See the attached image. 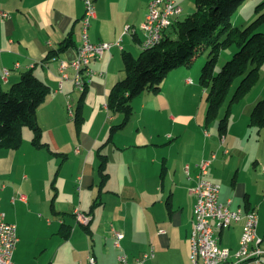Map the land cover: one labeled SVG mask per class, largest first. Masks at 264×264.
<instances>
[{
  "label": "crops",
  "instance_id": "1",
  "mask_svg": "<svg viewBox=\"0 0 264 264\" xmlns=\"http://www.w3.org/2000/svg\"><path fill=\"white\" fill-rule=\"evenodd\" d=\"M150 1H96L91 39L114 42L121 38L123 49L115 46L92 62L95 74L85 89V122L78 132L67 104L73 102L76 113L85 91L75 86L72 67L66 69L68 78L61 77L60 60L77 57L84 1L0 0V88L9 90L30 70L51 88L38 108L42 142L49 148L33 144L34 131L29 127L23 129L18 148H0V211L17 225L15 264H92L90 256L97 264H111L121 255L133 259L144 254L151 255L146 264H181L184 260L189 264L197 200L191 188L196 184L198 164L212 154L217 157L208 177L220 183V200L231 198L232 208L257 210L258 233L264 238V198L259 195L264 155L258 151V142L251 143L253 134L243 142L248 131L245 126L241 143L235 140L237 120L233 114L224 143L215 142L217 122L211 129L205 127L198 110L202 100L193 101L188 93L189 87L198 88L193 79L186 78L191 68L172 70L159 93L146 91L137 96L132 119L108 142L111 125L123 119L121 113L108 108V94L126 75L124 53L137 57L143 51L142 25ZM177 1L183 8L179 19L196 10L193 0ZM170 32L172 27L165 34ZM68 40L72 41L68 48L51 53ZM260 99L247 98L246 111L249 107L253 110ZM247 117L243 123L251 126ZM192 133L197 144L190 146V140L180 144ZM101 146L108 156L109 174L102 191L97 152ZM96 199L101 202L91 213ZM76 208L89 214L88 224L77 220ZM243 225L244 221H239L216 234L223 245L236 249ZM114 230L123 237L117 240ZM132 238L141 240L142 247L134 254L123 253L122 243L129 247Z\"/></svg>",
  "mask_w": 264,
  "mask_h": 264
},
{
  "label": "trees",
  "instance_id": "2",
  "mask_svg": "<svg viewBox=\"0 0 264 264\" xmlns=\"http://www.w3.org/2000/svg\"><path fill=\"white\" fill-rule=\"evenodd\" d=\"M246 1L196 0V10L184 19L176 20L172 25V32L166 34L158 44L143 49L137 57L131 52L124 53L126 75L110 89L108 94V108L112 113H121L123 119L111 125L108 142H111L114 134L127 126L132 119L135 113L133 100L137 96L146 91L159 93L162 83L172 70L182 66L192 68L196 59L206 52L207 60L199 78V83L207 95L205 123L208 126L219 120L220 133L227 132L232 104L243 99L254 88L264 66V32L262 31L264 12L260 13L264 2L256 8L259 16L246 27L240 28L233 23L234 14ZM71 44L72 41L68 40L62 48L51 53L59 54ZM233 45H236L238 50L217 71L222 51ZM240 76L243 78L233 93L227 110L220 115L232 83ZM50 92V86L32 70L24 73L9 90L0 88V148H18L22 144L25 127L34 131L33 144L49 148L48 143L42 142L38 108L45 102ZM86 94L87 90L81 96L75 114L78 132L85 122L83 105ZM250 125L258 130L264 127V97L255 104ZM102 147L97 151L100 158L98 169L101 177L100 191L109 177L108 156L102 153ZM165 171L166 166H163L162 177ZM100 202L96 199L91 213Z\"/></svg>",
  "mask_w": 264,
  "mask_h": 264
},
{
  "label": "built area",
  "instance_id": "3",
  "mask_svg": "<svg viewBox=\"0 0 264 264\" xmlns=\"http://www.w3.org/2000/svg\"><path fill=\"white\" fill-rule=\"evenodd\" d=\"M85 12L81 19V43L78 48L77 57L72 61L60 60V72L62 78H68L66 71L72 67L75 71V86H87L92 82L94 70L92 62L99 59L113 47H122L120 41L94 42L90 37L92 20L96 17L97 0H83ZM183 8L177 0H151L149 4L148 20L143 25L144 38L143 49L155 46L165 32L181 14ZM5 70L4 75H8ZM69 115L73 102L67 104ZM216 158L212 154L210 158H204L198 164L196 184L191 192L196 195L194 207V225L191 231L190 259L193 264H235L230 262V255L240 254L242 260H257V264L264 262L263 239L258 233V214L255 210H244L241 207L232 208V199L226 202L220 200L221 185L212 181L209 177V168ZM189 173L188 167L186 168ZM74 214L77 220L83 224L90 221L89 214L76 208ZM244 221L242 237L239 249L233 251L231 248L221 245L219 234H216V226L223 229L230 227L233 223ZM117 240L123 237V233L114 230ZM19 236L17 225L7 220L6 213L0 211V264H15L14 253L18 246ZM150 254L129 259L127 255H121L117 262L111 264H146ZM92 264H97L95 257L90 256Z\"/></svg>",
  "mask_w": 264,
  "mask_h": 264
},
{
  "label": "rangeland",
  "instance_id": "4",
  "mask_svg": "<svg viewBox=\"0 0 264 264\" xmlns=\"http://www.w3.org/2000/svg\"><path fill=\"white\" fill-rule=\"evenodd\" d=\"M193 2H194V6H196V0L195 1L193 0ZM263 2H264V0H247L246 2H244V4L236 11V13L233 16L234 25L237 26V27H240V28H244L248 24H250L257 16H259V13L256 11V8H257V6L259 4H261ZM262 8H263V10H261L260 13L264 12V6ZM182 12H183V10H182ZM182 12H181V14H179L177 16L178 19H179V17H181ZM177 18H174L173 23L175 22V19H177ZM173 23H172V25H173ZM170 27H172V26H170ZM262 31L264 32V25L262 26ZM116 41H120L122 43V39L121 38L116 40ZM121 46L122 47H119V46H117V47L123 49V45H121ZM141 47H142V45H141ZM237 50H238V47L236 45H233V46H231V47H229V48H227V49L222 51V53L220 55V59H219L218 65H217V71H219L222 68V66L225 64V62H227L229 59H231L233 57V54ZM206 60H207V52L204 53L203 55L199 56L196 59L193 67L191 68L192 69L191 74H189L186 77L187 79L188 78L193 79L195 81V84L198 85V88L195 87L193 90H192L191 87H189V92L188 93H190L193 101H197L198 99L202 100V104L200 105L201 107L198 110H199V112L201 114V118L204 117L205 119H206L205 108L207 110V101H206L207 95H206L205 89L199 83V78H200V74H201V69H202L203 65L205 64ZM242 78L243 77H241V76L237 77L234 80V82L232 83L229 95H228V97L226 99V102L222 106V110H221L220 115H223L225 110H227V107L229 106V103H230V100L232 98V95L235 92V90H236L237 86L239 85V83L241 82ZM191 79H189L190 82L192 81ZM183 90L186 91V88H184ZM258 96H260L261 99L264 97V66H262V68H261L260 79H259L258 83L254 86V88L243 99H241L240 101L235 102V103L232 104V106H231V114H230V118H232V116L235 115L236 116V120H237L235 122L236 124L234 126V132H235V136H236L235 140H237L238 143H241V141H242L241 137H242V133L244 131V127L243 126H245V128H247L248 131L246 132L247 135L245 136L243 142L246 143L247 141H249L250 140L249 136H252V134H253V137L251 138V143L258 142V151H261V155L263 156L264 155V127L261 128V132H260V130H257L258 128H256L255 126L254 127L252 126V128H251V126H249V125L247 126V125H245L243 123L245 121L246 117L248 116L247 118H248V124H249L250 114L253 111V110L250 109V107H249L250 111H248V109L246 111V107H244V106H246L245 105L246 99L247 98H251V97H258ZM248 112H249V115H248ZM230 118H229V121H230ZM216 122L219 125V120H215L214 122H212L211 124H209L208 126H205V127H209L211 129L213 125L215 126ZM210 125H211V127H210ZM228 128H229V126H228ZM210 129H209V131H210ZM258 131L260 132V134H258ZM219 132L218 131L216 132L217 137H215L214 140H215V142H219L221 140V143H224L225 134L226 133L225 134H222V133L219 134ZM210 133L212 134L211 131H210ZM219 136H220V139H219ZM188 140H190V146L195 144V143L197 144L199 142V140L195 136V134L192 133V134H190V136H186L185 139L181 140L180 144L185 145L187 142H189ZM176 147L179 148V146H176ZM234 174H235V171L229 177L230 183L232 182ZM260 177H261V181L260 182H262V183H261V186H260L259 195L261 196V198H264V173H262ZM72 189H73V185H72ZM253 210H255V209H253ZM255 211L257 212V210H255ZM257 214H258V212H257ZM261 218H262V222H261V228H262V225L264 226V208H263V210H261ZM258 219H259V214H258ZM77 223L78 222H76V224ZM259 223H260V221H258V224ZM258 228H259V225H258ZM263 234H264V230L262 231L261 235H263ZM241 237H242V234H241ZM220 238L221 237H219V239ZM262 239L264 240L263 237H262ZM130 240H131V242H130L129 247H126L125 242L122 243L123 244V250H122L123 253L134 254V252H136L135 250H138L143 245L141 240H139L137 242H136L135 238H132ZM220 243H221V239H220ZM221 245H223V244L221 243ZM263 245H264V243H263ZM223 246H225V245H223ZM226 247H229V246H226ZM239 247H240V243H239ZM239 247H237L236 249L231 248V247H229V248H231L233 251H235V250L239 249ZM150 249H151V247H150ZM150 249L148 251H146V252H149ZM151 262H152V260H151ZM181 264H187V263L184 260V262L181 263ZM189 264H193L191 262L190 258H189ZM253 264H257V263L253 262ZM261 264H264V262H262Z\"/></svg>",
  "mask_w": 264,
  "mask_h": 264
},
{
  "label": "bare ground",
  "instance_id": "5",
  "mask_svg": "<svg viewBox=\"0 0 264 264\" xmlns=\"http://www.w3.org/2000/svg\"><path fill=\"white\" fill-rule=\"evenodd\" d=\"M147 19L146 20H148V14H147ZM130 29V28H129ZM163 39V38H162ZM161 39V40H162ZM160 40V41H161ZM160 41H158V43L160 42ZM157 43V44H158ZM142 45V48H143V44H141ZM86 87L87 86H79V90L80 91H85V89H86ZM75 111H74V109H73V107H72V109H71V117H75ZM223 229V226H216V231L217 230H222ZM230 262H237V263H235V264H253V262H256L257 263V260H242V261H240V254H232V255H230Z\"/></svg>",
  "mask_w": 264,
  "mask_h": 264
}]
</instances>
